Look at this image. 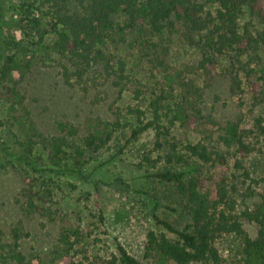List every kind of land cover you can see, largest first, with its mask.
I'll return each instance as SVG.
<instances>
[{"label":"trees","instance_id":"16d2710c","mask_svg":"<svg viewBox=\"0 0 264 264\" xmlns=\"http://www.w3.org/2000/svg\"><path fill=\"white\" fill-rule=\"evenodd\" d=\"M43 1L51 4L50 30L42 29L37 19L23 20L17 11L10 16L11 24L23 26L30 45L37 38V46L41 45L39 50H44L45 55L67 57L69 64L63 65L67 84L90 94L99 81L97 78L87 83V79L97 69L99 75L95 76L106 81L109 94L116 99L109 106L110 119L99 117L88 127L57 120L41 130L27 103L25 82L42 57L19 40L0 38V44L6 43L11 51L0 62V104L15 116L24 135L23 149L29 156L38 151L46 153L53 166L50 174L78 172L67 169V164L73 161L81 167L86 164V156L100 152L122 126L124 112L136 118L129 143L152 130L154 151L167 149V162L184 167L153 176L175 185L185 201L189 221L177 228L159 220L168 233L148 231L141 259L122 245L117 247V255L79 258L87 236L80 225L63 228L52 257H43L25 249L24 240L30 235L25 218L52 215L53 207L44 206L40 198L49 200L53 193L48 187L37 189L34 179L25 176L16 199L21 217L8 230H0V264H218L216 242L225 234H234L241 240L240 264H264V177L257 181L259 191L249 187L250 196L257 198L253 207L236 209L222 180L213 190L207 179L192 175L198 169L188 162L191 159L223 167L236 155L235 166L243 169L244 179L256 182L241 158L256 151L251 139L259 132L264 134L261 120L254 128L243 125L242 114L219 123L205 113V100L221 68L232 95L242 93L246 84L255 102H264V69L252 81L256 66L264 63V0H92L88 13L83 15L66 13L69 0ZM4 11L0 0L1 26ZM245 16L247 22L242 21ZM51 35L53 40L47 42ZM177 42L197 52V60L175 65L171 48ZM2 48L0 45V51ZM121 48L132 52L136 61L132 68L140 69L149 87L128 68V58L118 55ZM128 91L131 102L122 108L117 103ZM177 124L203 137L197 142L179 140L172 133ZM19 158H26L35 172H46L34 167L27 156ZM39 159H43L42 155ZM150 162L155 164L156 160ZM245 223L255 228L253 235L245 229Z\"/></svg>","mask_w":264,"mask_h":264},{"label":"rangeland","instance_id":"374dc122","mask_svg":"<svg viewBox=\"0 0 264 264\" xmlns=\"http://www.w3.org/2000/svg\"><path fill=\"white\" fill-rule=\"evenodd\" d=\"M1 1L6 11H4V24L0 25V38L9 37L15 41L19 40L21 44L34 49L36 54L42 57V62H37L39 64L28 76L27 83L25 82L27 103L41 130L50 127L49 125H53L57 120L88 127L92 120H97L99 117L112 118L109 106L116 97L112 93L109 94L106 81L95 76L99 75V70L91 71L88 76L90 79H87V83H90L98 78L96 80L99 81L98 87H92L93 91L85 94L78 86H70L65 82L63 65L69 64L67 57L63 58L59 54L45 55L44 50H39L41 45L37 46V38L36 43L30 45L24 36L23 26L11 24L10 16L20 12L23 20L37 19L41 23L40 27L48 31L52 20L51 4L43 0ZM91 1L69 0L66 13L86 14ZM198 1L208 2V0ZM208 6L211 9L214 7L211 4ZM242 21L247 22L248 17L245 16ZM52 40V35L46 38L47 42ZM0 45L3 46L0 51L1 62L11 51L6 43ZM118 55L128 58V68L135 77L141 79L144 76L139 68H132L136 62L132 52L127 48H121ZM171 55L173 63L177 66L193 63L198 58L197 52L180 42L172 45ZM260 69H264V63L256 66V75L252 81L262 74ZM144 77L142 82L149 87L150 82ZM131 98L132 94L128 91L117 104L124 108L131 102ZM205 104L207 107L205 113L219 123L242 114L245 127L254 128L258 119L264 127V102L257 104L246 84L242 93L232 95L229 82L221 68L206 92ZM122 115V126L116 130L111 141L100 152L92 157L86 156V164L81 167L75 166L73 161L67 164V169L75 168L78 172H62L56 176L49 173V169L53 166L46 153L38 151L30 154L31 156L27 155L28 151L24 150L21 144L24 135L15 116L5 105L0 104V230H8L21 217L16 199L22 186V178L25 176L34 179L37 189L48 187L53 193L49 200L40 198V203L44 206L53 207L52 215L38 214L25 218L26 231L30 232L24 240L25 249L27 252H38L43 257H52L54 250L58 248V235L63 228L80 225L85 229L87 236L79 249L81 254L79 258L92 254L117 255V247L122 245L130 254L141 259L148 231L168 233L158 222L159 220L167 221L177 228L188 222L189 215L185 201L177 192L175 185L153 176L157 172L178 171L183 170L184 167L167 162L165 158L167 149L154 151L155 135L152 130L129 143L136 118L126 116L124 112ZM172 133L179 140L193 142L203 137L202 134L187 131L178 124L174 126ZM205 141L208 143L209 139L206 138ZM251 141L256 151L250 156L241 158V163L256 182L244 179L243 169L235 166L238 159L236 155H232L228 165L223 167L188 160L190 166L198 169V172H193L192 175L207 179L208 185L213 190L216 189L217 183L223 181L226 189L230 190L231 200L236 209L253 207L257 198L250 196L249 187L259 191L257 181L264 177V134L259 132ZM40 155L43 157L42 160L39 159ZM23 156H27L29 162L32 160L33 166L37 169L46 170V175L42 170L43 174L35 172L28 165L26 158H19ZM148 158L149 162L146 160ZM153 160H156L155 164L150 162ZM244 227L251 235L255 233L252 225L245 223ZM216 246L220 255L218 264L241 263V240L236 235H223L217 240Z\"/></svg>","mask_w":264,"mask_h":264}]
</instances>
